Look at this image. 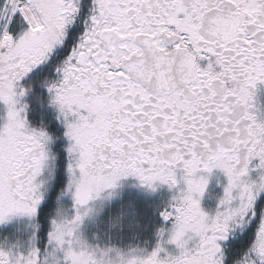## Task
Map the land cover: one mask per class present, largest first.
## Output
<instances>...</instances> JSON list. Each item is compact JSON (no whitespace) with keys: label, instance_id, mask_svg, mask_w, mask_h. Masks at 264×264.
<instances>
[{"label":"snow or ice","instance_id":"1","mask_svg":"<svg viewBox=\"0 0 264 264\" xmlns=\"http://www.w3.org/2000/svg\"><path fill=\"white\" fill-rule=\"evenodd\" d=\"M261 92L264 0H0V264H264Z\"/></svg>","mask_w":264,"mask_h":264},{"label":"flooded vegetation","instance_id":"2","mask_svg":"<svg viewBox=\"0 0 264 264\" xmlns=\"http://www.w3.org/2000/svg\"><path fill=\"white\" fill-rule=\"evenodd\" d=\"M259 102L264 105V92L259 94ZM226 184V178L219 170H214L209 177V184L206 193L201 201V206L205 210L215 208L218 200L223 196V186Z\"/></svg>","mask_w":264,"mask_h":264},{"label":"rangeland","instance_id":"3","mask_svg":"<svg viewBox=\"0 0 264 264\" xmlns=\"http://www.w3.org/2000/svg\"><path fill=\"white\" fill-rule=\"evenodd\" d=\"M216 207V206H215ZM214 209V208H213ZM212 210V209H211Z\"/></svg>","mask_w":264,"mask_h":264}]
</instances>
